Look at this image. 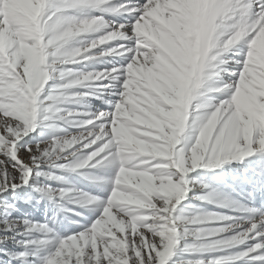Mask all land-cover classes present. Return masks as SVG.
<instances>
[{"label": "snow or ice", "instance_id": "snow-or-ice-1", "mask_svg": "<svg viewBox=\"0 0 264 264\" xmlns=\"http://www.w3.org/2000/svg\"><path fill=\"white\" fill-rule=\"evenodd\" d=\"M17 262L264 264V0H0Z\"/></svg>", "mask_w": 264, "mask_h": 264}, {"label": "rangeland", "instance_id": "rangeland-1", "mask_svg": "<svg viewBox=\"0 0 264 264\" xmlns=\"http://www.w3.org/2000/svg\"><path fill=\"white\" fill-rule=\"evenodd\" d=\"M22 155L25 158H27V153H22ZM41 179H43V178H41ZM47 182L52 183V181H47ZM33 204H35V201L33 202ZM25 207H31V206H25ZM46 207L49 208V215H51V207L52 206L47 201H44L40 205H36L35 209H33L35 217L38 218V219L42 218L43 217V212H44ZM13 214L16 215V213H13ZM9 246L10 247H15V245L11 241L9 242ZM17 264H18V262H17Z\"/></svg>", "mask_w": 264, "mask_h": 264}]
</instances>
